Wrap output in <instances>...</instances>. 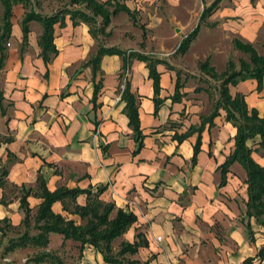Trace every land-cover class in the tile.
Returning a JSON list of instances; mask_svg holds the SVG:
<instances>
[{
  "label": "crops",
  "instance_id": "obj_1",
  "mask_svg": "<svg viewBox=\"0 0 264 264\" xmlns=\"http://www.w3.org/2000/svg\"><path fill=\"white\" fill-rule=\"evenodd\" d=\"M39 1L28 9L41 15L55 12L46 11ZM124 5L131 10L127 2ZM25 10L21 3L11 6L10 32L0 70V166L7 170V181L33 188L37 174H41L50 191L60 186L90 187L94 191L105 185L100 200L113 202L136 216V221L119 237L131 232L132 238L134 232H141L147 245L140 248L151 254L148 264H202L201 253L223 242L214 223L224 230L223 237L236 243L238 251H250L237 256L238 264L253 256L264 242H258L255 233L254 240H245L249 236L246 219L243 225L235 219L243 208L234 199L219 195L217 188L216 167L229 152L234 134V128L222 119L223 114L213 118L212 126L205 125L196 162L191 165L195 134L177 142L171 138L173 130L167 122L178 121L180 109L188 112L192 105L187 101L171 102L173 82L167 69L160 63L155 65L159 72L158 97L163 101L154 115L153 91L145 63L125 55L121 68V56L104 54L99 70L93 74L90 65L83 63L91 56L94 40L87 25L77 18L72 24L69 14L53 25L57 52L47 64L39 55L36 40L41 26L35 20L27 23V40L19 55L20 21ZM1 12L0 4V19ZM211 14L219 19L217 28L229 32L223 36H232V43L238 39L254 45L259 28L264 27V0H217ZM185 35L181 31L169 37L179 43ZM197 35L198 32L194 39ZM125 82L137 97L143 134L142 147L134 154L135 142L120 99ZM97 83L99 89L92 102L93 86ZM230 93L241 94L247 108L256 109L259 116L264 113V76L260 90L254 79H245L230 86ZM189 125L195 126L192 122ZM176 132L180 133L179 129ZM7 137L11 140L3 141ZM254 141L247 140L246 144L250 146ZM251 157L264 166V151H252ZM1 191L0 188V194ZM26 200L32 210L40 202L33 195ZM75 201L82 205L84 195H78ZM51 210L80 221L62 210L59 201L51 204ZM248 222L251 231H261L252 218ZM53 235L61 237L56 233H49L48 237ZM90 250L100 261L90 245L85 244L81 253L88 254ZM258 261L262 263L264 259Z\"/></svg>",
  "mask_w": 264,
  "mask_h": 264
},
{
  "label": "trees",
  "instance_id": "obj_2",
  "mask_svg": "<svg viewBox=\"0 0 264 264\" xmlns=\"http://www.w3.org/2000/svg\"><path fill=\"white\" fill-rule=\"evenodd\" d=\"M28 0H0L2 6L1 12V26H0V70L4 64L5 58V41L9 37L11 6L15 3H21L26 8ZM217 0H214L208 6H205L200 11L198 21L204 16L212 12ZM69 3H84V9L60 8L49 15H41L35 13L32 9L25 10L23 17L20 21L21 28V44L19 47V55L26 44L28 26L27 23L31 20L37 21L41 26V32L38 35L36 44L39 48V55L44 64H47L51 58L56 54L57 50L53 44V25L60 23L63 18V13H68L72 24H75L74 18L84 22L88 27V33L96 39V34L93 28L95 15L102 17L101 23L98 26L99 30H103L108 24L110 16L116 11V7L107 12L106 7L112 5L113 0H105L96 3L94 0H69ZM123 11L131 15V11L124 5H121ZM198 32V25H195L178 43L176 50L184 53L190 42L194 39ZM233 47L247 55V59H238V64L228 60L223 71L216 73L211 68L207 67V61L204 60L201 68L209 69L211 77L218 81L215 86L218 97L212 103V111L200 117L197 126L189 125L183 132L177 133L173 131L171 138L177 142L182 141L186 137L195 134V140L192 145V155L190 157V164L196 162V156L199 152L201 132L205 125L210 127L213 125V118L219 115V110L223 111V120L229 122L234 128V134L231 137L232 149L225 155L223 161L217 165L219 178L217 188H221L226 184L229 166L237 163L244 173L245 184V199L244 211L241 213V218L246 219L245 227L249 235V241L252 240V231L249 225V219L252 218L258 225H264V166H261L251 157L252 151H264V113L258 115L256 109H248L243 97L239 93L231 94L229 91L230 86H234L237 82L245 79H254L256 81V89H261L262 78L264 76V53L259 54L248 42H242L238 39L233 40ZM104 54L119 55L122 58L121 68L124 67L125 54L122 50L115 47H106L98 45L93 55L89 56L83 65H90L91 72L94 74L99 70V60ZM126 56L134 57L139 61L145 63L147 68V77L151 80V87L153 91V114L155 115L158 106L163 101V98L158 97L160 90L158 84L159 72L155 69L156 64L165 63L158 58H151L145 54L137 52L129 53ZM168 66V65H167ZM168 68V67H167ZM181 84L178 77L175 76L173 82V92L169 97L171 102H178L180 100L179 89ZM99 84H94L91 101L96 100ZM1 97V96H0ZM120 99L124 102L122 112L127 118V125L132 131V138L135 142V148L132 154L136 153L142 147L143 134L139 127V119L137 116V97L131 92L127 82L124 83L120 93ZM253 144L248 146L247 140H255ZM11 138H4L3 141H10ZM2 140H0V143ZM7 170L0 168V187L6 184L5 177ZM13 185V184H12ZM19 188L22 194L19 196V208L22 209L21 224L24 230L21 234L9 240L8 245L5 247L7 250H12L16 247H44L48 243V234L56 233L61 235L63 240L70 239L78 243V251L87 244L92 246L101 254L102 261L108 264H123L121 257L124 254H134L138 248L147 245L141 232H136L132 242H120L119 248L116 252L112 251L111 243L114 239L121 236L135 221L136 216L131 211H125L116 207L113 202H104L100 200L99 195L105 188V185H99L94 191L90 187H64L60 186L50 191L46 188L45 180L41 174H37L35 179V188L24 186L21 184ZM32 194L40 198L37 209L32 216L31 229L35 233H30L29 225V207L26 197ZM84 195V203L77 204L75 199L78 195ZM59 201L61 209L67 213L76 215L83 223H76L72 218H65L61 214L54 213L51 210V204ZM6 221V219H2ZM254 257L258 260L264 259V246L260 247L254 256L245 257L241 264H250ZM142 264H148L146 259Z\"/></svg>",
  "mask_w": 264,
  "mask_h": 264
},
{
  "label": "rangeland",
  "instance_id": "obj_3",
  "mask_svg": "<svg viewBox=\"0 0 264 264\" xmlns=\"http://www.w3.org/2000/svg\"><path fill=\"white\" fill-rule=\"evenodd\" d=\"M94 1L98 4L105 0ZM205 1L208 0H113L112 5H108L106 9L109 12L116 7V11L110 16L104 29L102 31L96 29L102 20L100 15H95L92 24L95 28L96 39L90 55L95 53L98 45L116 47L122 50L125 55L137 52L163 60L165 63H161V65L169 71L171 82H174L175 76L178 77L181 84L179 89L180 102L187 101L192 107L188 112H185L183 108L180 109L178 121L167 122L168 128L175 132L176 129H179L180 133L183 132L187 128V124L191 122L197 126L200 117L212 111V103L218 97L215 87L218 81L211 77L210 70L206 68L209 67L219 73L224 70L228 60L237 66L238 59H247L245 53L233 47L230 34H227L226 37L223 36L229 32L217 28L218 17H212L210 13L198 21L200 11L207 6ZM39 2L40 6L43 3L46 11H56L60 8H67L68 10V7L71 8L69 10L81 8L89 11V9L84 8V3L70 4L69 0H40ZM125 2L131 7V15L121 8ZM36 3V0H28L25 5L26 9H31L28 7ZM65 14L68 13H63V15ZM195 25H198L196 39L192 40L184 54L178 52L176 50L178 42L170 40L169 36H175V33L181 31L187 34ZM3 44L5 45L6 42ZM252 46L257 53H264V27L259 28L257 39ZM204 60L207 61V67L202 69L201 64ZM221 114L223 111L219 110V115ZM253 145L250 144V146ZM222 148L225 149L226 147L223 145ZM231 149L232 146L229 151ZM260 152L261 150L257 151V153ZM230 166L232 167L226 175L227 184L219 188L218 192L219 195L228 199L232 198L240 204L243 209L239 211L235 219L236 221L240 219L243 225L244 219L241 218V213L244 206L241 204H244L245 199L244 173L239 165L231 164ZM2 167L0 166V168ZM5 180L6 184L0 187L2 190L0 194V264H108L102 261L101 254L92 246V249L99 254L100 261L95 259L91 250L88 251V254H82L81 251H78V243L70 240L64 241L60 236L54 235L48 237V243L44 247L5 249L9 240L24 230V226L20 222L23 216L22 209L19 208V196L22 191L19 186L9 183L6 177ZM34 188L35 184L33 190ZM36 209L37 207L33 210L29 207L30 218L28 223L30 227L28 230L30 233L36 232L31 229L32 216ZM2 219H6V221ZM75 219L77 221V218ZM79 223H83V221L80 220ZM215 224L213 227H215L216 232L220 233L223 242L220 241L216 247L212 245L213 248L210 247L209 252L201 253L202 264H238L239 255L248 254L250 251L245 250V248L238 251L236 243L223 237L224 230ZM255 225L258 224L255 223ZM259 226L262 228L261 231H252L251 236L254 240L255 233L258 242H264V225ZM134 229L136 231L138 228ZM134 235L135 232L132 236L133 240ZM130 236L131 232H128L124 237L114 239L111 243L112 251L118 250L120 242L132 240ZM245 240L250 242L249 236H245ZM263 246L264 243L259 244V247ZM214 248L215 250H213ZM253 253L254 251H251V254ZM150 256L151 254L143 248H139L134 254H124L121 261L123 264H142ZM250 264H264V261L261 263L257 257H254Z\"/></svg>",
  "mask_w": 264,
  "mask_h": 264
},
{
  "label": "built area",
  "instance_id": "obj_4",
  "mask_svg": "<svg viewBox=\"0 0 264 264\" xmlns=\"http://www.w3.org/2000/svg\"><path fill=\"white\" fill-rule=\"evenodd\" d=\"M156 239L158 240V239H159V237H156Z\"/></svg>",
  "mask_w": 264,
  "mask_h": 264
}]
</instances>
